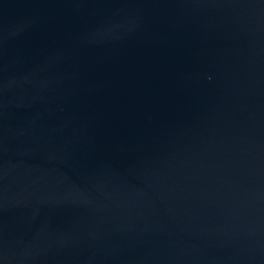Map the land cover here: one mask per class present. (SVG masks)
<instances>
[{"label":"water","instance_id":"obj_1","mask_svg":"<svg viewBox=\"0 0 264 264\" xmlns=\"http://www.w3.org/2000/svg\"><path fill=\"white\" fill-rule=\"evenodd\" d=\"M0 264H264V0H0Z\"/></svg>","mask_w":264,"mask_h":264}]
</instances>
